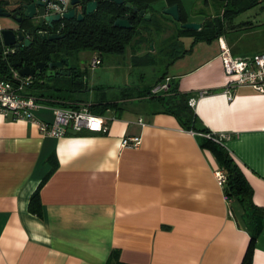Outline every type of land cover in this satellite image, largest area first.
Returning a JSON list of instances; mask_svg holds the SVG:
<instances>
[{"label": "crops", "instance_id": "0c3cea01", "mask_svg": "<svg viewBox=\"0 0 264 264\" xmlns=\"http://www.w3.org/2000/svg\"><path fill=\"white\" fill-rule=\"evenodd\" d=\"M185 1H179L181 22L201 23L206 35L175 28L180 23L167 18L171 33L155 23L137 30L121 52H108H127L131 65L165 61L170 67L158 83L124 87L112 98L98 85L101 93L83 98L79 94L90 90L76 64L81 50L66 56L76 68L67 93L52 94L59 100L34 110L36 119L51 123L53 106L85 103L107 117L108 132L53 137L33 121L0 113V264H243L249 250V264H264V93L240 87L229 99L224 90L232 77L219 43L221 37L233 54L226 33L256 31L264 22L235 21L242 12L229 20L224 9L211 18L204 11L212 0H202L204 9H196L199 0L191 7ZM212 23L214 29L207 27ZM167 78L196 99L194 127L182 125L150 94ZM100 103L111 105L93 111ZM134 136L139 146H123ZM217 145L242 168L253 205L225 195L214 174ZM41 184L37 213L30 202Z\"/></svg>", "mask_w": 264, "mask_h": 264}, {"label": "trees", "instance_id": "16d2710c", "mask_svg": "<svg viewBox=\"0 0 264 264\" xmlns=\"http://www.w3.org/2000/svg\"><path fill=\"white\" fill-rule=\"evenodd\" d=\"M31 0H0V8L7 10H15L22 7L23 3L30 2ZM180 0H170V3H176ZM224 2L223 15L228 17L229 20L233 19L237 14L246 11L247 9L261 3L264 0H221ZM122 7L113 2L103 1L98 10L86 15L84 20H65L63 36L56 40H42L38 36L32 39L34 31L38 29H45L46 25H36L32 27V22L29 19L21 21V30L32 34L29 36L31 43L29 45L23 44L19 51H10L5 55V46L0 45V77L10 78L12 69H19L14 64L22 62L23 66H34L37 62H48L60 59L62 56H67L68 53L78 52L81 50H91L98 52L101 56L105 52H121L126 45L133 40L136 30L135 27L125 29L114 26V20L120 16ZM182 16V14H181ZM184 20L183 16L182 19ZM207 27L214 29L216 24H209ZM31 29H34L32 31ZM189 30V29H185ZM214 31V30H213ZM203 36L207 34V29L200 30ZM213 37L219 36L218 31ZM207 37V36H206ZM54 55V58L51 55ZM46 74L45 72H43ZM37 75V74H36ZM33 77L31 90L38 87V83ZM44 85L41 83L40 86ZM170 91L167 94L153 95L161 102L167 104L165 112L174 114L182 125L188 128L194 127L195 113L189 104V96L176 90V87L171 83ZM50 99L59 100L53 97L52 94L44 95ZM55 101V102H56ZM77 104V103H75ZM75 104H72L73 106ZM101 104V103H100ZM95 105L92 110L97 113H104L111 104ZM70 106V105H69ZM99 107V108H97ZM215 152L218 157L220 167L226 171L227 182L224 185L225 195L228 198H238L245 206L253 205L252 202V187L249 184L242 168L235 161V159L220 145H217ZM44 182V181H43ZM43 184V183H42ZM39 189L33 195L30 202V209L33 212L41 213V203L39 197ZM116 253L111 255L110 260L115 258ZM250 250L245 256L243 264H249Z\"/></svg>", "mask_w": 264, "mask_h": 264}, {"label": "built area", "instance_id": "2783aa9c", "mask_svg": "<svg viewBox=\"0 0 264 264\" xmlns=\"http://www.w3.org/2000/svg\"><path fill=\"white\" fill-rule=\"evenodd\" d=\"M49 2V8H45L43 16L61 12L57 2L63 4L64 7L70 5L71 0H43ZM1 30V29H0ZM220 57L223 62L225 73L232 77V80L225 88V94L232 99L235 91L240 87H250L258 92L264 93V51L257 52L244 57H236L232 54L229 45L220 37ZM14 48H6L5 55ZM102 63V57L96 53L92 60L91 66L96 67ZM32 76H22L17 69H12L10 78L0 77V113L10 115L13 119H26L37 123L40 130L45 135L53 137H63L67 135L69 130L80 132L88 130L92 132H108L109 128L105 123L107 117L94 114L90 105L78 103L70 106L56 105L53 106L54 121L49 123L40 121L35 118L34 110L46 107L42 101H54L46 96H37L31 91ZM169 89V78L166 82H162L152 88L151 94L156 95ZM201 94H204L201 93ZM195 98H190V106H194ZM142 123V119L139 120ZM210 138L221 141L222 136L214 137L208 134ZM141 143V138L134 136L124 139L123 146L137 147ZM218 183L224 186L227 182L226 171L218 167L214 172Z\"/></svg>", "mask_w": 264, "mask_h": 264}, {"label": "rangeland", "instance_id": "374dc122", "mask_svg": "<svg viewBox=\"0 0 264 264\" xmlns=\"http://www.w3.org/2000/svg\"><path fill=\"white\" fill-rule=\"evenodd\" d=\"M13 2L17 0H12ZM20 1V0H19ZM195 0H186L188 7H191ZM225 1H223L224 3ZM195 3V2H194ZM212 5L206 7L205 13H209L211 18L215 17L224 9L223 3H220L218 0H212ZM196 9L202 8L204 9V5L202 0H199L196 4ZM45 12V8H40V16L42 17ZM264 3H259L256 6H253L250 9L239 14L235 21H243V20H254L257 23L264 22ZM215 20V19H214ZM155 22L147 20L142 24V29L139 28V33L145 32L148 30L150 25H154ZM0 25L5 27H13L18 26V23L11 16H0ZM164 30H168L171 33L173 30V25H168L166 23H162ZM176 26H180V24H175ZM141 27V26H140ZM141 29V30H140ZM168 35V34H166ZM228 39H230L235 44V52L234 56L238 55L239 52L246 54H254L255 52L264 50V24L260 25L256 31L248 32L247 30L240 31H229L226 33ZM174 39V38H173ZM170 42H172V40ZM213 46L219 47L218 40H213ZM129 55H131L129 53ZM54 58V55H51ZM68 56L73 57L72 53H68ZM78 59H76V64L79 66L81 71L84 74L85 82H88V87L90 93L81 92L79 95H82L83 98L95 97V93H101V89L94 90V86H104V93L108 95V98H112V96H120V91H124V87L128 86H139L144 87L147 84H156L158 83L159 78L163 75L164 72L167 71L168 65L165 61L157 64H144V65H131L127 52L123 54H112V53H103L104 61L101 65L96 67L91 66V59L94 56V52L91 50H82L77 54ZM72 61L73 58H71ZM73 64V63H72ZM69 71V70H68ZM67 72V71H66ZM70 76L62 71L57 75L48 76L47 73H41L38 71L35 79L38 83V87L33 88L31 90L35 94H59L67 93L64 91L65 88L69 84ZM41 83L44 85L40 86ZM56 88H58L56 90ZM64 91V92H63ZM96 91V92H95ZM111 111H108L109 113Z\"/></svg>", "mask_w": 264, "mask_h": 264}, {"label": "water", "instance_id": "95a60500", "mask_svg": "<svg viewBox=\"0 0 264 264\" xmlns=\"http://www.w3.org/2000/svg\"><path fill=\"white\" fill-rule=\"evenodd\" d=\"M118 4H122L124 0H115ZM99 0H71L70 5L68 7H64L62 3L57 2L59 8L62 9L61 12L55 11L54 13H50L46 16H40V8H49V2L43 0H31L30 2L24 3L23 5V14L19 16V11L12 13L11 11L0 8V16H11L13 19L21 22L23 17L36 20V24H46L50 28L54 27V22H60L64 20H84L85 15H89L95 11H97L99 7ZM128 8L131 7V4L127 5ZM138 8L135 7L134 11H137ZM144 11H141L143 14ZM163 13L166 15L172 16L176 21H180V13H179V6L178 4L172 5L170 7H166L163 10ZM150 13L147 14V18L149 19ZM114 26L121 27L125 29L134 28V24L128 18L125 17H118L115 22ZM201 27V24L197 22H186L182 24V28L184 29H195L198 30ZM32 32L28 31L25 32L19 28H4L0 31V45L5 47L15 48L16 51L21 49V46L24 44L29 45L31 43L29 36H31ZM44 39L48 38L49 40L59 39L60 36L55 33H48L45 32ZM70 64V59L68 57L61 58L58 61H52L48 64L49 70L47 71V75H57L61 71H57L56 68H62L63 66H68ZM15 67H19V72L22 76H36L37 71L42 70L45 67V62H37L34 66H23L22 62H18L14 64ZM62 73H67L68 75L71 74L70 71L62 70Z\"/></svg>", "mask_w": 264, "mask_h": 264}, {"label": "flooded vegetation", "instance_id": "af4514ba", "mask_svg": "<svg viewBox=\"0 0 264 264\" xmlns=\"http://www.w3.org/2000/svg\"><path fill=\"white\" fill-rule=\"evenodd\" d=\"M99 1H100L99 6H100V4L103 1H107V2L116 3L117 5L122 7V12L120 13L119 17L128 18L131 21V23L134 24V27H135L136 31L139 30V28L142 29V24L144 22H147L148 19H146V18H147V14L148 13H150V15H151L149 17V21H151V22L163 23V22L167 21V18H168V20H171L172 22H179L180 25H181V28H182V24L186 23V22H181L183 20L176 21L172 16L166 15V14L163 13V10L166 7H170L172 5L178 4L180 17L182 19L181 11H180V4L178 2L170 3V0H124V2L122 4H118L115 0H99ZM128 4H131L130 8L127 7ZM23 5H24V3H23ZM23 5H22V7H19L17 9H15V10H10V11L12 13H14L16 11H19L20 13H19L18 17L22 16V14H23ZM135 7L138 8L137 11H134ZM141 11H144V13L141 14ZM24 19H27V18L23 17L22 20H24ZM73 20H75V19H73ZM115 20H114V22H115ZM64 21L65 20L63 19L60 22H54V27L53 28H50L48 25L44 24V25H46L45 29H38L36 31H34V29H31L32 31H34V34L31 36L32 39H34L36 36H38L42 40H49L48 38L44 39V34L43 33H45V32H48L49 34L50 33H55V34H58L60 37H62L63 36L64 26H65ZM31 22H32V27L33 28H35L36 25H40V24H36L35 23L36 20H31ZM17 23H18V28L21 29V22L17 21ZM199 24H201V23H199ZM202 26L203 25L201 24V27L198 30H201ZM22 44H24V42H22ZM14 50H15V48H14ZM64 57H66V56H62L61 58H64ZM60 59H57L55 61H58ZM50 62H52V61L45 62V67L42 70H39V71L41 73H43V72L47 73V71L49 70L48 64ZM72 63H74V62L70 59V64L68 66L65 65L62 68H56V70L57 71H62V70L68 71L69 70L71 73L74 70L76 72V68L73 66ZM37 73H38V71H37Z\"/></svg>", "mask_w": 264, "mask_h": 264}]
</instances>
